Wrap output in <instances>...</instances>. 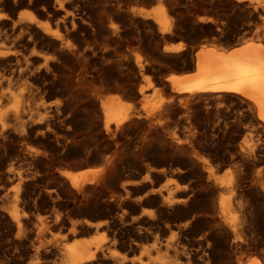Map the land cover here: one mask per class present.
Returning <instances> with one entry per match:
<instances>
[{
	"label": "bare ground",
	"instance_id": "1",
	"mask_svg": "<svg viewBox=\"0 0 264 264\" xmlns=\"http://www.w3.org/2000/svg\"><path fill=\"white\" fill-rule=\"evenodd\" d=\"M159 1L0 0V264H264V0ZM184 3L261 32L164 46L188 70L151 77L137 48Z\"/></svg>",
	"mask_w": 264,
	"mask_h": 264
},
{
	"label": "rangeland",
	"instance_id": "2",
	"mask_svg": "<svg viewBox=\"0 0 264 264\" xmlns=\"http://www.w3.org/2000/svg\"><path fill=\"white\" fill-rule=\"evenodd\" d=\"M140 1H142V2H144V3H142V2L140 3L139 0H136V1H135V0L133 1V0H132V3H134L133 5H135V4H136L137 6H144V5H145V7L150 8V7H153V6L158 5V3L160 4V2H161V1H159V0H153V1H155V2L157 1L156 3L153 2V1H152L153 3H152V2H148V1H146V0H140ZM186 1H187V0H186ZM139 3H140V5H139ZM145 3H146L147 5H148L149 3H151V4H149V5L147 6ZM154 3H155V4H154ZM245 4H246V3H245ZM245 4H244V3L238 4V5L241 7V8H240L238 5H237L238 7H237L236 5H235V6H236V7H235L234 4L232 5V3H228V5L223 6L224 8L220 6L222 9H220V7L216 8L217 10H216V9H213V11L215 10L213 14H212L213 11H212V9H211V15H207V14H210V13H209V12H210V9H208L207 7H206V8H205V7L202 8V6H201V7H200V8H201V10H200L201 12H200L199 15H201V13H203L202 15H207V16H213V17H215L214 21L217 22V23L215 24V22H213V23L211 24V25L213 26V27H212L213 30H212V29L207 30V28H203V29L201 28V29H200V27H198V29H197L196 26H193V25L195 24V23H194V22H195L194 20L196 19V17H198V15L196 14V12L199 13V9H198L199 7L197 8V6H191V7H189V9H188V7H186V6H187L186 3L181 4V5H180V10H181L182 12H184V13H183L184 15L186 14V16H187L188 13H192V14L188 15V16H190L189 19H187L186 16H182V17H184V18H183V21H182V22H184L183 25H182V30H184V31L186 30L185 32H184V31H183V32L180 31L179 33H174V34H169V33H167V34H165V35L159 34V35H157L158 37H157V36H154V37L151 39L152 42L150 41L151 43H149L148 45H147V44H146V45H145V44H140V45H139V43H136V44L134 43L135 45L133 44L134 51H136V50L138 49L137 51H139V53H141V54L144 53V54H142V57H143V59H144V61H145V65H146L147 67H148V65H149V67H150V65H152V67L149 68V69H151L150 72H147V70H149V69H146L145 73L151 75V77L154 76L155 74H158V76L161 77V76H163V73H164V74L166 73V70H167V68H168L167 65H168L169 67H170V66H175V67H174V70H175V71H186L185 69L188 70V68H185V67H186V64H187V62H186L187 60H186V61H183V60H182L181 62H182L183 64H182L181 62H176V63H174L175 61H172V62H171V60H168L166 57H164V55H162V54H163V48H164V46H170V45L172 46V45H175V44L181 43V44H184V47L186 46V47L189 48V46H190L191 49L188 50V49H186V47H185V49H186L187 51L191 52V51H193V50L195 49V47L197 48V47L199 46V44H202L203 42L205 43V42H207V41H209V40H214V39L216 38L215 41H216L217 43L222 44V45L225 44L226 46L229 47V46H232V44H235V42L237 43L241 38L243 39L245 35H246V36H250V35H252L253 33L255 34V33H259V32H261V30L257 28V26L260 28V25L263 24L262 21H261V17H259V16L256 15L255 13H254V14H255V16H254L253 12H252L250 9H248L247 7H245V6H246ZM167 5H168V4H167ZM183 5H185V7H186L187 9L184 8ZM231 5L234 6V7H228V6H231ZM181 7H182V8H181ZM192 7L195 8V9H193V10H194V11L196 10V12L190 10V8H192ZM196 8H197L198 10H197ZM228 8H229V10H227ZM231 8H233V9H234V8H235V9L238 8L239 10H241V15H240V13H239L240 11H239L238 9H237V11H236V10H233V11H232ZM184 9H185V10H184ZM202 9H203L204 11H203ZM219 9L221 10V12H219V11H220ZM224 9H225V10H224ZM242 9H243L244 11H243ZM188 10H189V12H187ZM205 10H206V11L209 10V11L206 13ZM191 11H192V12H191ZM202 11H203V12H202ZM227 11H228V12H227ZM234 11H235V13H234ZM242 11H243L244 13H245V11H246V13H245L246 16L244 15V13H243ZM248 11H249V12H248ZM185 12H187V13H185ZM224 12H225L226 14H225ZM230 12H231V13H230ZM232 12H233V13H232ZM237 12H238V13H237ZM247 12H248L249 14H248ZM250 12H251V13H250ZM170 13H171V15H173L172 12H170ZM176 13H177V12L175 11V13H174L175 15H173L174 21H175V20L178 21L177 16H178L179 14L177 13V14H178V15H177ZM193 13H195V14H193ZM217 13H218V14H217ZM220 13H221L222 16L220 15ZM228 13H229L230 16L228 15ZM214 14H217V15L214 16ZM236 14H237V15H236ZM250 14H251V16H248V15H250ZM195 15H196V16H195ZM219 15H220V17H219ZM223 15H224V16L227 15V16L224 17ZM174 16H176V17H174ZM191 16H194L195 18H194V17L192 18ZM216 16H218V18H217ZM228 16H229L230 18H229ZM231 16H232L233 18H232ZM243 16H245V17H243ZM213 17H212V18H213ZM223 17H224V19H223ZM227 17H228V18H227ZM248 17H249V18H248ZM185 18H186V19H185ZM216 18H217L218 20H217ZM220 18H221L222 20H221ZM193 19H194V20H193ZM246 19H247V21H246ZM250 19H251V20H250ZM252 19L254 20V22H252V21H253ZM258 19H259L260 21H259ZM219 20H220V21H219ZM223 20H226V21H223ZM227 20H230V22H228ZM249 20H250V21H249ZM186 21H187V22H186ZM190 21H191L192 23H191ZM218 21H219L221 24H220ZM221 21L223 22V24H222ZM175 22H176V21H175ZM185 22L187 23V25L185 24ZM188 22H189V23H188ZM224 22H225V23H224ZM226 22H227V26H226ZM246 22H247V23H246ZM248 22H249V23H248ZM190 23H191V24H190ZM260 23H261V24H260ZM184 24H185L186 26H185ZM188 24H189V25H188ZM214 24H215L216 26L218 25L217 28H216V26H215ZM219 24H220L221 26H219ZM224 24H225V25H224ZM228 24H229V25H228ZM246 24H247V26H246ZM253 24H254V25H253ZM255 24H256L257 26H256ZM252 25H253V26H252ZM191 26H193V27H191ZM214 26H215V27H214ZM222 26H224V27H222ZM251 26H252V27H251ZM188 27H189V28H188ZM190 27H191L192 29H191ZM221 27H222V28H221ZM183 28H184V29H183ZM187 28H188V29H191V30H188ZM195 28H196V29H195ZM224 28H225L226 30H225ZM229 28H230V29H229ZM251 28H252V29H251ZM253 28H254V29H253ZM256 28H257V29H256ZM193 29H194V30H193ZM223 29H224V30H223ZM247 29H248V30H247ZM255 29H256V30H255ZM192 30H193V31H192ZM201 30H203V31H205V32H206V31H207V32L209 31V32H208V33H205V32H203V31H201ZM217 30H218V31H217ZM232 30H233V32H232ZM252 30H254V31H252ZM258 30H259V32H258ZM190 31L194 32V34H193L192 32H190ZM226 31H228V32L231 31V32L228 34V32L226 33ZM234 31H235V33H236L237 35H235ZM256 31H257V32H256ZM181 32H182V33H181ZM187 32H188L189 34H190V33H192V34H190V36H189V35H187V34H188ZM200 32H201V33L203 32L204 35H203V34L200 35V34H201ZM211 32H212V34H210ZM215 32H216V33H215ZM224 32H225L226 34H224ZM247 32H248V33H247ZM249 32H250V35H248ZM186 33H187V34H186ZM197 33H198V34H197ZM246 33H247V34H246ZM168 34H169L170 36H168ZM178 34H180V35L183 34V35H181V37L185 36V38H184V37L181 38ZM207 34H209V35H207ZM222 34H223V35H222ZM230 34H232L231 36H233V37H231V38L229 37V38H228V36H230ZM244 34H245V35H244ZM174 35H175V36H174ZM186 35H187V37H186ZM192 35H193V36L195 35L196 38H198V40L195 38V36L193 37L194 39H192V38H191ZM210 35H211V36H210ZM213 35H214V37H213ZM217 35H218L219 37H218ZM225 35H226V37H225ZM162 36H163V37H162ZM199 36H201V38H200ZM204 36H205V38H203ZM208 36H209V37H208ZM223 36H224V38H222ZM234 36H236V37H234ZM246 36H245V37H246ZM160 37H161V38H160ZM164 37H165V38H164ZM167 37H169V39H168ZM177 37H178V38H177ZM217 37H218V38H217ZM154 38H155V39H156V38L158 39V41L156 40V41L158 42V44H155V46H154V43H157V42L155 41ZM171 38H172V39L174 38V39L171 40ZM207 38H208V39H207ZM219 38H220V40H219ZM225 38H226V40H225ZM227 38H228V39H227ZM160 39H161V42L159 41ZM176 39H177L178 41H177ZM180 39H181L182 41H181ZM186 39H187V40H186ZM188 39H190V41H189ZM191 39H192V41H191ZM199 39H200V40H199ZM232 39H233V40H232ZM236 39H237V40H236ZM242 39H241V40H242ZM167 40H170V41H169L170 44H169V43H166ZM193 40H195V42H194ZM206 40H207V41H206ZM223 40H224V41H223ZM229 40H231V41H229ZM162 41L164 42L163 44H162ZM171 41H172V43H171ZM173 41H174V43H173ZM197 41H198V42H197ZM200 41H201V42L203 41V42L201 43ZM175 42H176V43H175ZM184 42H185V43H184ZM193 42H194V43H193ZM220 42H221V43H220ZM230 42H231V44H229ZM232 42H233V43H232ZM152 43H153V44H152ZM159 43H160L162 46H160ZM191 43H192V44H191ZM195 43H197V44H195ZM226 43H227V44H226ZM137 44H138L139 46H138ZM150 44H152V45L150 46ZM185 44H186V45H185ZM188 44H189V45H188ZM190 44H191V45H190ZM228 44H229V45H228ZM141 45H142V46H141ZM143 45H145V46H143ZM158 45H159V46H158ZM194 45H195V46H194ZM136 46H138V48H137ZM147 46H148L149 48H148ZM152 46L154 47V48H153L154 50L156 49V50H155L156 52L158 51L157 54H156L155 51H153ZM157 46L160 47V48L157 49V48H158ZM133 47H132V48H133ZM135 47L137 48L136 50H135ZM139 47H140V48H143V50L141 49L142 52H140L141 50H140ZM146 49H147V50H146ZM161 49H162V52H161L162 54L160 53V50H161ZM149 51H150V52L153 51V53H148ZM146 52L148 53L149 56L151 55V56H150V57H151L150 62H148V61L146 62V60H145V59H147V58H148L147 60L150 59V57L147 56ZM154 53H155V54H154ZM159 53H160V54H159ZM145 54H146V55H145ZM155 55H156V56L158 55V56L156 57ZM144 56H145V57H144ZM152 56H153V57H152ZM154 56H155V59L157 60V61H156L155 59H153V60L156 61V63H155V61H154V64H155V65H154L153 63L151 64V61L153 62L152 58H154ZM159 56H160V58H158ZM161 59H162V60H161ZM158 60H161V61H158ZM165 60H168V61H165ZM158 62H159L161 65H160V64H157ZM185 62H186V63H185ZM147 63H149V64L147 65ZM162 63H163V64H162ZM164 63H165V64H164ZM170 63H171V64H170ZM177 63H178V64H177ZM179 63H180V64H179ZM173 64H174V65H173ZM176 64H177V65H176ZM154 66H155V67H154ZM157 66H159V67H157ZM160 66H161V68H160ZM177 66H178V67H177ZM179 66H181V67H179ZM182 66H183V67L185 66V67L183 68ZM147 67H146V68H147ZM162 67H163V68H162ZM177 68H178V70H177ZM182 68H183V69H182ZM155 69H156V70H155ZM157 69H158V70H157ZM159 69H162L163 72H161V70L159 71ZM179 69H180V70H179ZM153 71H154V72H153ZM155 71H156V72H155ZM151 72H152V73H151ZM160 72L162 73V75H161ZM153 73H154V74H153ZM152 74H153V75H152ZM146 77H147V76H146ZM145 79H147V78H145ZM118 92L123 93V91L121 92V90H119ZM129 97H130V96H129ZM129 97H128V98H129ZM126 99H127V96H126ZM130 99L132 100V103H133V102H134V103H137V102H138V100L136 101V98H131V97H130ZM133 99H134V101H133ZM127 100L131 102V100H129V99H127ZM135 101H136V102H135ZM126 136H127L128 138H132L133 134H130L131 137H130L129 135H126ZM126 152H127V153H126ZM126 152L124 153V155H126V156L122 155V156L120 157V159H119V160H120V161H119V162H120V165L122 164L121 166H122V167L124 166V167H123L124 170L130 168V169H132V170L135 171V169L137 168V164H136L137 162H136V159L134 158V159H135V160H134L133 158H131L132 154H131L130 152H128V151H126ZM128 154H129V155H128ZM130 154H131V155H130ZM122 157H123V158L126 157L127 159L124 158V159H125V160H124ZM132 157H133V156H132ZM129 159H130L131 161L134 160V163H132L133 161L131 162ZM122 160H123V161H122ZM126 161H127V162H126ZM128 161H129V162H128ZM122 162H124V163H122ZM130 162H131V163H130ZM125 163H126V164H125ZM127 164H129L130 166H131V165L133 166L134 164H135V165H134V167L131 166V167L128 168L129 165H127ZM126 165H127V166H126ZM135 166H136V167H135ZM133 168H134V169H133ZM243 255H245V256H243ZM247 256H248V255H247L246 253H240V254L237 255V259H239V258L242 259V258H243V260H244L245 258H247Z\"/></svg>",
	"mask_w": 264,
	"mask_h": 264
}]
</instances>
